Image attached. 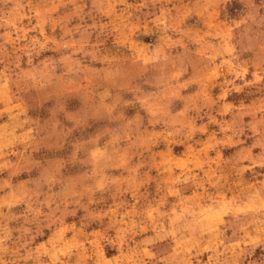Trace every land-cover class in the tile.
<instances>
[{
    "label": "rangeland",
    "instance_id": "obj_1",
    "mask_svg": "<svg viewBox=\"0 0 264 264\" xmlns=\"http://www.w3.org/2000/svg\"><path fill=\"white\" fill-rule=\"evenodd\" d=\"M0 264H264V0H0Z\"/></svg>",
    "mask_w": 264,
    "mask_h": 264
}]
</instances>
